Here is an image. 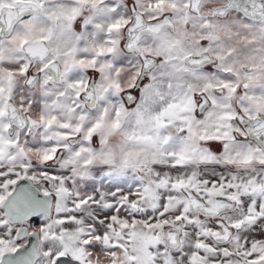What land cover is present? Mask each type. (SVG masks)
I'll list each match as a JSON object with an SVG mask.
<instances>
[{"label":"snow or ice","instance_id":"obj_1","mask_svg":"<svg viewBox=\"0 0 264 264\" xmlns=\"http://www.w3.org/2000/svg\"><path fill=\"white\" fill-rule=\"evenodd\" d=\"M0 264H264V0H0Z\"/></svg>","mask_w":264,"mask_h":264}]
</instances>
